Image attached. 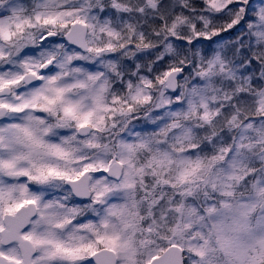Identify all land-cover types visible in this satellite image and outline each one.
Here are the masks:
<instances>
[{"label":"snow or ice","instance_id":"1","mask_svg":"<svg viewBox=\"0 0 264 264\" xmlns=\"http://www.w3.org/2000/svg\"><path fill=\"white\" fill-rule=\"evenodd\" d=\"M0 264H264V0H0Z\"/></svg>","mask_w":264,"mask_h":264}]
</instances>
